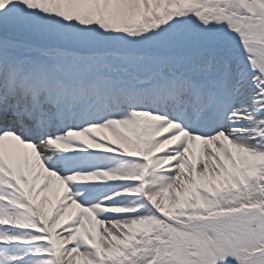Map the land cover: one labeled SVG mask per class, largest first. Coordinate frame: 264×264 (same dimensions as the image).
<instances>
[{
	"label": "snow or ice",
	"instance_id": "6c2138e0",
	"mask_svg": "<svg viewBox=\"0 0 264 264\" xmlns=\"http://www.w3.org/2000/svg\"><path fill=\"white\" fill-rule=\"evenodd\" d=\"M0 264H264V0H0Z\"/></svg>",
	"mask_w": 264,
	"mask_h": 264
}]
</instances>
